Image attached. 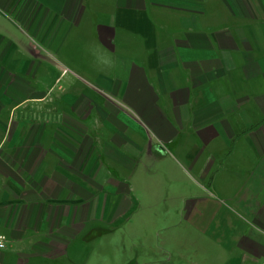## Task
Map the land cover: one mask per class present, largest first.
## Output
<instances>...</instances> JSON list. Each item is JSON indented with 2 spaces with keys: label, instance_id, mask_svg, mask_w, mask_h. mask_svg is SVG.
<instances>
[{
  "label": "crops",
  "instance_id": "0c3cea01",
  "mask_svg": "<svg viewBox=\"0 0 264 264\" xmlns=\"http://www.w3.org/2000/svg\"><path fill=\"white\" fill-rule=\"evenodd\" d=\"M135 202L168 261L264 264V0H0V264H80Z\"/></svg>",
  "mask_w": 264,
  "mask_h": 264
},
{
  "label": "rangeland",
  "instance_id": "374dc122",
  "mask_svg": "<svg viewBox=\"0 0 264 264\" xmlns=\"http://www.w3.org/2000/svg\"><path fill=\"white\" fill-rule=\"evenodd\" d=\"M131 207L128 217L122 212L111 222L97 224L99 230L92 243V250L81 256L80 264H191L173 252L172 259L167 260L166 251L186 249L184 241L164 240L158 236L162 231L160 227H167L168 230L169 224L145 223L139 219L145 215L140 203L135 202ZM174 225L180 232L185 230L184 224Z\"/></svg>",
  "mask_w": 264,
  "mask_h": 264
},
{
  "label": "clouds",
  "instance_id": "9594fccd",
  "mask_svg": "<svg viewBox=\"0 0 264 264\" xmlns=\"http://www.w3.org/2000/svg\"><path fill=\"white\" fill-rule=\"evenodd\" d=\"M89 47L91 48L93 55L96 57L97 64L101 66L102 70H110L116 66V61L112 56L103 53L102 49L95 45H90Z\"/></svg>",
  "mask_w": 264,
  "mask_h": 264
},
{
  "label": "built area",
  "instance_id": "2783aa9c",
  "mask_svg": "<svg viewBox=\"0 0 264 264\" xmlns=\"http://www.w3.org/2000/svg\"><path fill=\"white\" fill-rule=\"evenodd\" d=\"M6 243H7V237H6V235L3 234L2 232H0V249L5 248Z\"/></svg>",
  "mask_w": 264,
  "mask_h": 264
}]
</instances>
